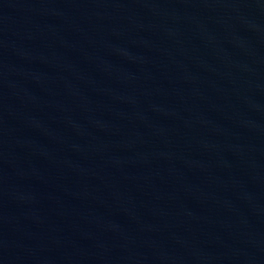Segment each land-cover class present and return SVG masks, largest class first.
Listing matches in <instances>:
<instances>
[{
  "label": "water",
  "instance_id": "obj_1",
  "mask_svg": "<svg viewBox=\"0 0 264 264\" xmlns=\"http://www.w3.org/2000/svg\"><path fill=\"white\" fill-rule=\"evenodd\" d=\"M0 264H264V0H0Z\"/></svg>",
  "mask_w": 264,
  "mask_h": 264
}]
</instances>
